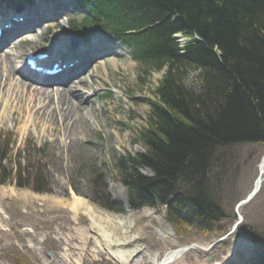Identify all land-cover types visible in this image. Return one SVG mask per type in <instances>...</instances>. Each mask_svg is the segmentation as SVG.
I'll list each match as a JSON object with an SVG mask.
<instances>
[{"label": "rangeland", "instance_id": "374dc122", "mask_svg": "<svg viewBox=\"0 0 264 264\" xmlns=\"http://www.w3.org/2000/svg\"><path fill=\"white\" fill-rule=\"evenodd\" d=\"M70 15L76 17L74 13ZM60 19L49 24L48 29L22 38L27 41L13 50L18 69L24 70L21 56L27 50L50 52L57 40L71 34L68 20ZM123 54L126 52L92 64L84 83L78 85L77 90H85L82 108L90 112L78 130H74L73 119L65 122L61 118L55 97L44 113L37 117L28 113V108L36 109L49 102L42 103L38 96L25 101L24 97L30 98L28 92L18 96V82L29 83L19 75L7 81L4 89L2 84L0 133L10 136L14 146L2 162L10 175L0 186V264H17L14 257L26 264H152L153 256L158 262L166 253L191 244L204 250H190L173 264H255L258 255L264 256V177L255 198L237 211L235 206L252 189L263 148L239 146L232 155L219 157L218 153L215 165H222L227 156L232 164L227 175L216 176V168L209 175L212 199L223 215L217 223L221 231L204 234L194 228L171 227L164 221L161 208L117 214L97 204L100 200L95 197L100 195L95 196L98 191L93 186L97 175L103 177L112 200L121 204L126 200V190L120 182V157L143 152L134 143L133 133L147 127V101L154 97L163 75L162 70L150 72L141 83V68ZM197 74H186L184 84L194 86ZM94 88L114 93L110 100H104L105 92L97 95ZM2 103L7 104V109ZM42 148L43 155L38 152ZM19 169L30 173L29 180L34 177L36 181L41 174L48 192L39 194L30 187H18ZM142 172L148 175V171ZM73 197L90 208L97 217L95 223L82 211L73 215L63 206ZM237 215L241 216L239 223ZM253 236L260 240L262 248L255 246ZM221 237L224 241L215 243ZM131 251V263H122L111 255Z\"/></svg>", "mask_w": 264, "mask_h": 264}, {"label": "trees", "instance_id": "16d2710c", "mask_svg": "<svg viewBox=\"0 0 264 264\" xmlns=\"http://www.w3.org/2000/svg\"><path fill=\"white\" fill-rule=\"evenodd\" d=\"M77 1L86 12L84 30L125 45L141 68V83L163 71L147 101V127L134 135L145 152L120 160L129 207L167 204L166 220L175 228L221 231L209 175L214 168L216 176L227 175L232 164L227 156L215 165L218 153L264 147V0ZM176 33L187 39L181 48ZM194 71V86L185 85L184 76ZM9 151L7 144L0 147V185L10 175L2 166ZM144 168L154 176H144ZM21 171L18 187L47 193L41 174L35 181ZM94 185L101 188L100 177ZM259 242L253 236L262 248ZM255 264H264V256Z\"/></svg>", "mask_w": 264, "mask_h": 264}, {"label": "bare ground", "instance_id": "6f19581e", "mask_svg": "<svg viewBox=\"0 0 264 264\" xmlns=\"http://www.w3.org/2000/svg\"><path fill=\"white\" fill-rule=\"evenodd\" d=\"M33 11H34L33 13H37L35 10H33ZM33 13L29 12L27 14L28 16H31V15L33 16V18H28L27 25L29 23H34V21L36 20V16ZM17 31H19V26L14 28V32L17 33ZM14 32L11 34L5 33V36H4L5 40L0 41V49L4 45L3 43L6 44L7 40H10L13 38V35L15 34ZM98 47H101V46L99 44H96V45L90 46L88 49H86L82 52L81 51L79 52L76 50V52H75L76 54L78 52L80 53V57L76 56V59L79 60L78 64L76 66L74 65V67L72 69H68V70L64 71L59 76H50V77L41 75L39 73H35L33 71L20 72L19 69L17 68V64H18L17 61L18 60L13 58V53L11 52L13 49L11 48L9 52H4V53L1 52L4 50H1L0 51V88H1L2 84H4L2 87V89H4L6 84H9V83H7V81H11L15 75H17V76L19 75V77L21 79H24L26 82H29V83L27 84V83L21 82V81L18 82V84H17V87H18L17 89L19 90V92L17 91L18 96H20V97L22 96L21 92H28L30 98L27 99L24 97L25 101L27 100L28 102H30L29 100H31V98L38 96L39 98L42 99V101H41L42 103L45 101L49 102V103H47L48 105H46V106L42 105L36 109H35V106H32L30 109L28 108V113H30V114L32 113L33 117H37V115L39 113L40 114L44 113L49 108L50 103L53 105V99L55 97L56 98L55 103L58 106V108L57 107L56 108L58 109L61 118L63 117L62 119H64L65 122H67L68 119L69 120L73 119L72 121L74 124V130H78L79 127L82 126L83 123L88 120V113L87 112H89V111L82 108L84 105L82 100H84V96H85V94H83V92L85 93V90L79 91V90H77V87L79 84H81L83 82V79H86V77H84L83 74L88 72L87 71L88 69L86 66H88V68H89V66L91 65L90 60L93 57V55L91 54V51L97 50V52L98 51H101L102 53L107 52L106 50L104 51L103 49H101V48L99 49ZM111 54L112 55L116 54L115 52H113V49L111 51ZM95 57L96 56H94L93 58H95ZM13 61H14V63H13ZM1 66L3 67L2 69H1ZM38 79H44L48 83L49 82L53 83L52 84L53 86H54V84H56V86L53 88L50 87L49 89H51V90H48L44 87V86H51V84L43 85L41 88V86H39L37 84V82H33L35 80L38 81ZM74 79H76V80H74ZM34 85H38L39 87L34 86ZM84 89H86V87ZM55 103H54V105H55ZM1 106L4 109H7L6 103H2ZM63 206H65L67 210L72 212L73 215L74 214L76 215L77 213L82 211L81 213L85 214L88 217L89 221L92 223L94 221H96V219H97V217L90 210V208L85 207L86 205L84 204V201H82L80 198L73 197V201L71 203L65 204ZM116 221H119V220H116ZM104 237H106V239H108L107 235H104ZM132 254H133L132 251L127 252V254H126V252L125 253H123V252H111V255L113 257H115L116 259L120 260V262H122V263H129V262L131 263L132 257H133ZM182 256L183 255H177L173 259V263L177 262ZM168 257H169V255L167 253L164 257L165 258L164 263L168 262L167 261ZM156 259L157 258L155 256L150 258L151 263L152 264H159V262H157Z\"/></svg>", "mask_w": 264, "mask_h": 264}, {"label": "water", "instance_id": "95a60500", "mask_svg": "<svg viewBox=\"0 0 264 264\" xmlns=\"http://www.w3.org/2000/svg\"><path fill=\"white\" fill-rule=\"evenodd\" d=\"M263 176H264V154H263V157L261 158L260 164L258 165V176H257V178H256V180H255V182L253 184V188L250 191V193L242 201H240L236 205V211L241 206L246 205L247 203H249L258 194V192L260 191V188H261V184L263 182ZM238 220L240 222L241 218L238 217ZM233 229H235V227ZM233 229H232V231H233ZM193 248H199L200 249V247H198L197 245H194V244L193 245L184 246V247H181V248H177L176 250H173V251L168 253L169 257H168V260H167L168 262L167 263H164L165 259H162L160 264H168V263L172 262L173 259L177 255H182L185 252H187V251H189V250H191Z\"/></svg>", "mask_w": 264, "mask_h": 264}]
</instances>
